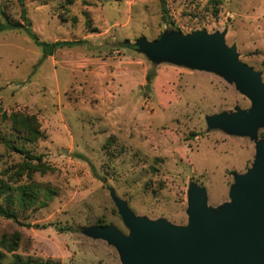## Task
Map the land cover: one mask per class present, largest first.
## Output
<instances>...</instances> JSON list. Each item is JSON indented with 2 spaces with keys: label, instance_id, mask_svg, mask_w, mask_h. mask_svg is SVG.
<instances>
[{
  "label": "rangeland",
  "instance_id": "1",
  "mask_svg": "<svg viewBox=\"0 0 264 264\" xmlns=\"http://www.w3.org/2000/svg\"><path fill=\"white\" fill-rule=\"evenodd\" d=\"M24 3L41 41L85 44L44 56L26 30L0 33V104L8 115L35 118L42 133L24 142L0 117V181L14 193L19 186L39 191L36 203L14 205L19 222L0 217V262L122 264L116 247L87 232L113 226L129 235L113 196L136 218L178 228L189 223L192 185L205 190L216 213L231 202L235 176L255 164L264 127L252 138L210 129L208 119L250 110L252 101L214 69L155 59L139 45L174 34L224 33L264 83V0ZM3 13L23 23L19 0H0V22ZM13 144L42 156L43 170Z\"/></svg>",
  "mask_w": 264,
  "mask_h": 264
},
{
  "label": "water",
  "instance_id": "2",
  "mask_svg": "<svg viewBox=\"0 0 264 264\" xmlns=\"http://www.w3.org/2000/svg\"><path fill=\"white\" fill-rule=\"evenodd\" d=\"M139 48L155 59L214 69L252 101L250 110L210 117V129L256 138L264 127L261 75L239 60L236 48L226 45L224 33L174 34L152 44L142 42ZM235 180L231 202L219 213L208 208L205 190L192 185L189 223L184 228L136 218L124 201L113 196L129 235L113 226L92 228L88 235L116 247L122 264H264V140L257 144L253 167Z\"/></svg>",
  "mask_w": 264,
  "mask_h": 264
},
{
  "label": "trees",
  "instance_id": "3",
  "mask_svg": "<svg viewBox=\"0 0 264 264\" xmlns=\"http://www.w3.org/2000/svg\"><path fill=\"white\" fill-rule=\"evenodd\" d=\"M215 5L220 4L222 0H211ZM22 6V20L21 22H13L10 18H8L3 13V22H0V33L8 31V30H26L29 35L35 40L36 44L43 48L44 56H52L56 51L63 48H74L76 46L84 45V41H58L54 43L43 42L39 39V37L35 34V32L31 29V22L27 17V11L25 8L24 0H19ZM164 13L167 14L168 11L164 7ZM155 77L154 72H149L147 74V89H151L153 79ZM0 117L3 120H9L12 123V127L16 132L19 133V136L22 137L24 142H35L40 137H42V133L40 131L39 125L35 118L33 117H24L19 113H12L10 115L5 112L0 104ZM6 144H10V142L5 139ZM14 151L22 154L29 160L32 166L36 169L42 168V156H36L29 152H27L24 148H19L16 145H11ZM38 162V163H34ZM12 187L7 183L5 184L3 181H0V197L3 198L5 204L0 203V217L13 220L15 222H19V213L14 209V205H20L21 208L27 207L30 204L36 203L38 201V188L36 186H19L15 193L12 192ZM48 194H54L52 192L47 191ZM18 237L19 234H16L13 241V246L9 248V251H15L18 248ZM3 246H6L5 242L2 241ZM0 264H4L0 262ZM8 264H45L41 261L36 260H22L17 257L16 260Z\"/></svg>",
  "mask_w": 264,
  "mask_h": 264
}]
</instances>
